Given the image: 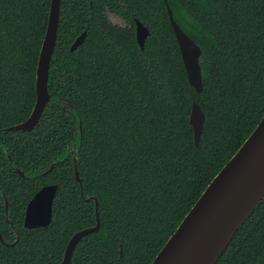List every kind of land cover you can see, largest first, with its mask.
Instances as JSON below:
<instances>
[{
  "label": "trees",
  "instance_id": "1",
  "mask_svg": "<svg viewBox=\"0 0 264 264\" xmlns=\"http://www.w3.org/2000/svg\"><path fill=\"white\" fill-rule=\"evenodd\" d=\"M51 3L0 0V264H61L98 219L70 264H152L264 117V0H167L202 51V93L164 0H61L50 102L32 131H10L37 102ZM136 20L150 31L143 51ZM54 185L51 224L26 228L29 203ZM216 264H264V198Z\"/></svg>",
  "mask_w": 264,
  "mask_h": 264
},
{
  "label": "water",
  "instance_id": "2",
  "mask_svg": "<svg viewBox=\"0 0 264 264\" xmlns=\"http://www.w3.org/2000/svg\"><path fill=\"white\" fill-rule=\"evenodd\" d=\"M60 1L52 0L46 35L40 52L37 71V102L30 118L10 128V131L30 132L39 123L50 102L48 92L49 69L57 43L60 21ZM169 20L180 48L190 85L197 93L203 91L202 51L181 29L167 0ZM137 42L143 51L150 31L138 20ZM86 33L73 44L72 50L83 44ZM206 116L200 106L193 104L190 123L194 130L196 146L199 145ZM54 166L51 167V170ZM22 175V173L19 172ZM23 176V175H22ZM75 177L81 182L75 169ZM58 186L41 189L26 209L24 226L28 229L46 228L53 219V204ZM264 198V117L243 146L207 187L201 198L170 237L152 264H216L228 248L239 228L254 213ZM6 210L8 205L6 202ZM100 228L76 233L70 240L61 264H70L77 245ZM0 240L3 238L0 235ZM4 242V241H3Z\"/></svg>",
  "mask_w": 264,
  "mask_h": 264
},
{
  "label": "rangeland",
  "instance_id": "3",
  "mask_svg": "<svg viewBox=\"0 0 264 264\" xmlns=\"http://www.w3.org/2000/svg\"><path fill=\"white\" fill-rule=\"evenodd\" d=\"M108 17H109V19H110V21L113 23V24H116V25H119V26H125V23H124V21L121 19V18H119V17H117V16H115L114 14H108ZM7 202V201H6ZM26 215V214H25Z\"/></svg>",
  "mask_w": 264,
  "mask_h": 264
},
{
  "label": "flooded vegetation",
  "instance_id": "4",
  "mask_svg": "<svg viewBox=\"0 0 264 264\" xmlns=\"http://www.w3.org/2000/svg\"><path fill=\"white\" fill-rule=\"evenodd\" d=\"M115 16H117V17H119V18H121L120 16H118V15H116V14H114ZM122 19V18H121ZM123 20V19H122ZM124 21V20H123ZM124 23H125V21H124ZM125 25H126V23H125Z\"/></svg>",
  "mask_w": 264,
  "mask_h": 264
}]
</instances>
